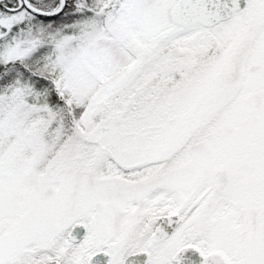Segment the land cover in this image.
Instances as JSON below:
<instances>
[{
    "label": "snow or ice",
    "instance_id": "1",
    "mask_svg": "<svg viewBox=\"0 0 264 264\" xmlns=\"http://www.w3.org/2000/svg\"><path fill=\"white\" fill-rule=\"evenodd\" d=\"M0 264H264V0H0Z\"/></svg>",
    "mask_w": 264,
    "mask_h": 264
}]
</instances>
